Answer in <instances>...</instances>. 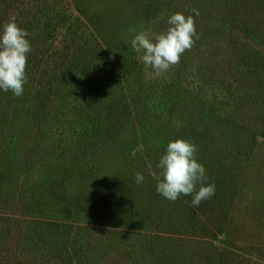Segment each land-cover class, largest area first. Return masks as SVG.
I'll list each match as a JSON object with an SVG mask.
<instances>
[{"label": "rangeland", "instance_id": "1", "mask_svg": "<svg viewBox=\"0 0 264 264\" xmlns=\"http://www.w3.org/2000/svg\"><path fill=\"white\" fill-rule=\"evenodd\" d=\"M185 1L186 17L202 3V0ZM204 1L205 6L194 19L196 30L203 31L206 40L200 45L195 43L166 72L156 74L148 67L150 70L143 74L144 83L150 80L155 87H146L144 112H149L151 119L143 124L132 120L133 126L128 125L129 120L124 127L122 123L113 125L114 118L100 127L88 117V112L74 110L75 105L67 98L78 91L99 95L102 85L108 82L124 85L119 68L112 69V57L133 58L136 52L131 41L137 34L152 38L166 32L169 25L162 28L151 23L141 0H50L47 15L36 12L41 37L36 42L30 41L32 51L27 57L28 82L24 93L14 97L11 92L0 91V139L5 138L4 150L0 151V196L34 194L35 205L37 197L43 199L40 193L44 190L40 191L33 183L23 185L20 180L27 177L22 159L31 134L39 126L47 140L43 148L48 157V162L42 164L40 177L50 190L58 187L64 194L68 187L82 188L83 183L89 186L86 192L93 190L100 182L95 177L94 168L98 166L93 159L100 149L106 151L100 166L108 174L129 178H135L138 172L143 174V183H136L140 190L134 202L140 205L143 201L146 216L152 208L160 213L151 215L163 224L161 229L181 236L191 248V254L184 252L187 255L184 263L174 260L162 264H194L199 256L203 264H264V130L260 127L263 112L248 104L245 90L238 84L235 70L241 65L237 54L238 43L242 41L225 19L229 14H224V3ZM40 3L46 4L44 0ZM35 4L32 1L31 6ZM84 26L105 54L84 61L86 68L78 65L84 58L77 62L67 59L69 51L76 52L77 59L80 54L93 53L87 52L80 40ZM32 34L38 36L39 32L34 30ZM55 40L62 42L63 50L52 56L50 48ZM51 97L52 107L59 104L64 116L54 113L49 119L34 121L36 118L30 115L37 111L31 105ZM181 99L184 101L177 106ZM194 99L201 103L199 107L192 104ZM172 110L175 113L169 117ZM38 112L42 114V110ZM159 112L165 118L160 123L152 118ZM110 115L114 117L113 113ZM116 128L123 137H136L137 141L128 140L126 146L116 143L120 141L118 135L112 137ZM176 139L196 145L198 162L206 169V183L215 185V195L198 207L191 206V196L172 202L156 192V164L167 143ZM63 156L71 163L61 165L55 160ZM130 204L123 205L129 208ZM135 212L130 208L127 213L132 228L139 224L131 215ZM146 222L149 226V221ZM152 226L157 228L155 224ZM121 241L115 247L127 251L130 242ZM211 248L217 249L214 259L205 254ZM33 250L41 248L35 246Z\"/></svg>", "mask_w": 264, "mask_h": 264}, {"label": "trees", "instance_id": "2", "mask_svg": "<svg viewBox=\"0 0 264 264\" xmlns=\"http://www.w3.org/2000/svg\"><path fill=\"white\" fill-rule=\"evenodd\" d=\"M32 1L36 4L31 6ZM48 1L44 0L46 4L43 6L40 0H0V27L14 18L16 23L29 33L28 39L36 42L37 38L41 37V25L36 12L47 15L50 11L47 7ZM141 1L149 13L150 22L162 28L167 25V18L171 14L186 13L185 0ZM219 1L224 3V14H229L225 15V19L230 23L231 31H234L238 40L242 41L238 43L239 54H237L241 65L237 66L239 70H235L239 79L238 84L244 88L248 104L258 106V110L263 112L260 115V127L264 130V0ZM205 4L206 2L202 0V3L194 9H198L200 13ZM192 14L193 12L189 15ZM40 18L43 20L42 16ZM34 30L39 32L38 36H33ZM196 31L199 35L196 44L200 45L206 40L207 35L203 31ZM80 40L86 45L87 52L93 53L80 54V59H77L76 52L69 51L67 59L73 58L77 62L84 58L78 65L82 64V67L86 68L84 61L92 60L93 57H105L100 45L88 33L85 26L81 28ZM61 45L62 42L55 40V45L50 48V55L55 56L57 51L63 50ZM112 59L114 60L111 63L112 69L119 68L125 78L124 85H114V83L110 85L111 83L108 82L102 85V93L99 95L91 96L86 92L78 91L68 96L67 101L75 105L74 110H83L85 114L88 112V117L92 121H97L100 127L111 118H114L113 125L122 123L123 127L129 120L131 121L128 125L132 124V126L135 124L133 121L140 124L147 122L150 113L144 112L147 99L145 90L149 85L155 87L150 80L144 83L146 78L143 74L149 68L140 61L137 53L131 59L118 56H113ZM180 89L177 87V91ZM53 101L51 97L40 100L36 106L32 104L37 113H32L30 117L36 118L34 121L39 118L49 119L54 113L63 117L59 104L52 107ZM183 101L181 99L176 105ZM192 104L194 107H199L201 103L194 99ZM39 110H42V114L38 112ZM110 113H113L114 117ZM159 113L152 118L160 123L165 118H163L164 114ZM172 113L175 112L173 110L169 112V117ZM116 129L112 134V137L118 135L120 139L116 143L126 146L128 140L137 141L136 137H123L120 130ZM136 129L140 130L139 127ZM179 136L181 137L182 134ZM3 142L5 138L0 139V151L4 150ZM46 142L43 129L38 126L29 138L22 159V169L27 176L20 179L22 184L33 183L31 185L37 186L40 191L44 190L40 193L43 199L36 198L38 205L33 203L34 194L26 196L19 193L8 196L7 193H2L0 196V264H162L163 261L177 260L184 263L187 260L184 252L190 253L188 241L182 240L181 236L175 237V234L170 235L163 231L161 229L163 224L157 222L155 216L153 220L151 215L154 213L160 215V213L152 208L151 214L146 216V205H142L143 201L139 202L140 205L134 202L136 192L140 190V187L136 188L135 178L108 174L101 169L100 160L105 155V150L100 149L94 155L97 159L93 158L98 166L94 168L95 177L100 179L99 185L93 190L86 192L89 186L84 183L82 188L68 187L64 194L58 187L48 189L43 178L40 177L43 174L42 164L48 162L43 148ZM55 160H59L61 165L71 163L66 156L57 157ZM47 167H50L48 163ZM154 174L156 179L158 169ZM21 190H25V186H21ZM123 204H130V207ZM139 207L142 208L141 211ZM130 208L136 210L131 214L134 215L133 219L139 221L135 226L136 229L131 227V222L127 219ZM146 220L149 221V226ZM153 224L157 225V228L152 226ZM121 240L130 242V247L126 246L127 251L117 250L115 247ZM35 246L41 250L34 251ZM205 254L214 259L213 257H217V249L214 251L211 248ZM218 255L220 256V253ZM201 261L199 256L194 259V264H203Z\"/></svg>", "mask_w": 264, "mask_h": 264}, {"label": "clouds", "instance_id": "3", "mask_svg": "<svg viewBox=\"0 0 264 264\" xmlns=\"http://www.w3.org/2000/svg\"><path fill=\"white\" fill-rule=\"evenodd\" d=\"M192 12L187 17L178 12L171 14L166 32L152 38L139 33L133 38L131 47L146 67L156 74L166 72L194 46L199 39L194 19L199 10ZM28 37L29 33L14 18L0 28V91L11 92L14 97L23 95L28 82L27 57L32 51ZM196 152V145L185 139L167 143L156 164V192L160 196L172 202L191 196V206L198 207L215 195V185L206 183V169L198 162ZM143 181V174L136 173L135 182L139 185Z\"/></svg>", "mask_w": 264, "mask_h": 264}]
</instances>
